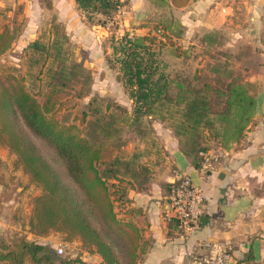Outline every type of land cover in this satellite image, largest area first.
<instances>
[{"label": "trees", "instance_id": "16d2710c", "mask_svg": "<svg viewBox=\"0 0 264 264\" xmlns=\"http://www.w3.org/2000/svg\"><path fill=\"white\" fill-rule=\"evenodd\" d=\"M75 1L90 20L89 13L110 16L126 2ZM55 23L59 22H52ZM13 35L8 29L0 32V53L10 47ZM163 35L167 33L163 31ZM208 36L211 34L207 33L204 38ZM157 42L163 45L166 41L157 34L127 32L113 38L112 54L107 59L118 69V78L134 103L135 120L144 115H159L157 117L165 121L167 117L158 112L159 106L184 103L181 120L173 129L181 149L196 167H201V151L211 149L212 141L219 140L224 145L246 135L245 126L255 120L260 86L245 76H233L226 89L216 88L217 93L225 97L224 107L212 117L211 97L204 90L187 87L184 81L175 80L159 70ZM52 45L38 38L29 47L48 49L49 56ZM49 71L56 73L58 70L51 67ZM173 83L178 87L176 95L170 93ZM59 86L50 81L41 100L28 90L23 78L12 73L0 78V143L7 144L17 154L24 170L43 189L33 198L29 230L42 236L62 231L68 238L79 237L89 252H98L102 257L101 262L90 264H140L148 240L136 216L139 209L127 207L129 200L118 164L120 158L109 162L107 159L114 155L113 148L104 141L95 142L83 135L76 122L59 118L57 114L65 93L62 85ZM208 86L205 84L206 88ZM107 105L110 107L109 103ZM216 121L222 123V129L217 128ZM203 125L208 131L204 139H213L204 144L200 130ZM25 126L55 150L63 161L64 171L44 154ZM171 222L178 226L176 218ZM78 262L85 261L79 257H60L52 245L27 235L0 240V264Z\"/></svg>", "mask_w": 264, "mask_h": 264}, {"label": "rangeland", "instance_id": "374dc122", "mask_svg": "<svg viewBox=\"0 0 264 264\" xmlns=\"http://www.w3.org/2000/svg\"><path fill=\"white\" fill-rule=\"evenodd\" d=\"M9 1V3L0 4V32L8 29L14 37L10 47L0 53V78H5L9 73L23 78L28 90L41 100L49 88L50 81L56 83L57 87L62 85L65 93L62 99L64 103L57 114L59 118L66 122H76L81 133L93 141L106 142L108 147L115 150L114 155L107 160L113 161L117 158L116 155L118 157L121 155L122 158L118 161L121 171L127 169L133 159L131 151L134 149L129 142L134 140L133 136L144 134L150 138V141L153 140V118H146L145 115L138 120L127 118L129 111L134 110V103L118 78V69L111 66L107 59L112 54L113 38L127 32L132 35L157 34L159 38H163L166 41L165 44L157 42L155 45L159 51V70L175 80L184 81L187 87L204 90L211 97V107L214 110L211 113L212 117H216L215 111L224 107L225 97L218 94L216 88L226 89L233 76L242 75L237 73V58L229 52L226 40L221 36L220 31L205 32L198 36L191 33L190 26L193 20L190 14L187 16L184 14L188 12L187 5L194 0H179L181 3L178 2V4L174 0H149L147 6L142 4V0L134 6L130 0H126L110 16L97 12L89 13L92 19L90 20L86 15L87 20L104 24L93 26V29H97L96 35L93 32L95 36L93 40L71 39V35L67 33V30L65 31L63 24H52L56 13L55 10H49L43 17L38 30L39 35L36 38H40L46 44H53L49 56L48 49L30 48L29 45L33 40H29L28 37L26 41L21 40L15 44L14 38L24 29L29 15H26L22 7L16 4L18 0ZM39 1L45 6H52L51 0ZM34 6L38 7V2ZM6 7L9 8L6 9ZM183 16H185V23L182 22ZM189 28L190 32L187 31ZM163 31L168 37L163 35ZM87 33L90 35L91 32ZM87 33L84 34L87 35ZM206 33H210L211 36L205 39ZM51 67L58 71L56 73L49 71ZM207 83L209 86L206 88ZM170 93L172 95L178 93V87L174 83ZM183 107L184 103L170 104V106L162 104L158 112L167 117L165 120L167 126L176 128L181 120ZM157 116L159 115H153L154 118H159ZM102 126L106 129L103 130ZM216 126L218 129L223 128L220 121H216ZM25 128L44 154L61 171H64L63 161L55 150L26 126ZM205 129V125L200 128L203 133L201 140H205L203 144L213 140L212 138L204 139L208 132ZM143 138L142 135L134 142L141 146ZM219 142V140L212 141V147L215 148L220 144ZM134 158V160L138 159ZM42 190V186L33 181L24 170L17 154L7 144L0 143V213H4L12 220V226L7 233L8 238L28 234L24 230L29 228L33 198ZM21 227L23 230H20ZM50 234L53 235L51 242L54 244L51 242L47 244L52 245L58 256L79 257L85 261L77 264L92 263L83 258L88 250L79 237L68 238L67 233L62 231H51L47 235ZM32 237L31 239L36 241L40 239L35 235ZM59 245L64 247L63 252H59Z\"/></svg>", "mask_w": 264, "mask_h": 264}, {"label": "crops", "instance_id": "0c3cea01", "mask_svg": "<svg viewBox=\"0 0 264 264\" xmlns=\"http://www.w3.org/2000/svg\"><path fill=\"white\" fill-rule=\"evenodd\" d=\"M35 1L38 7L33 0L16 3L29 16L22 32L14 38L15 44L27 37L36 39L49 10H55V20L63 24L71 39L93 40V32L97 34L93 26L104 25L87 20L75 0H51V7ZM130 1L134 6L140 0ZM9 2L0 0V4ZM142 4L147 6L149 0H142ZM187 6L188 12L180 14H190L191 33L198 36L220 31L229 52L237 58V73L259 84L257 110L253 124L245 126L246 135L239 141L234 139L211 148L213 169L208 172L193 164L171 126L153 115H145L153 118V140L144 134L133 136L136 140L143 135V144L129 141L134 149L133 159L130 167L121 171L129 200L127 207L139 209L136 216L148 240L140 264H194L216 243L226 247L225 264H264V0H194ZM127 118L134 119L133 110ZM179 171L189 174L206 197L199 223L189 230L175 227L168 218L170 185ZM11 222L0 213V240L8 238ZM24 231L28 238L39 237V242L53 241L52 234L37 235L29 228ZM83 258L92 263L102 261L98 252L86 251Z\"/></svg>", "mask_w": 264, "mask_h": 264}, {"label": "built area", "instance_id": "2783aa9c", "mask_svg": "<svg viewBox=\"0 0 264 264\" xmlns=\"http://www.w3.org/2000/svg\"><path fill=\"white\" fill-rule=\"evenodd\" d=\"M203 156L202 170L208 172L213 169V155L211 149L201 151ZM171 212L168 218L173 217L178 220L179 228L189 230L195 227L204 213L205 194L200 185L196 184L191 176L181 171L177 172L176 180L170 185L168 194ZM59 252L64 251V247L58 246ZM226 247L221 243H216L212 251L195 259L194 264H225Z\"/></svg>", "mask_w": 264, "mask_h": 264}]
</instances>
